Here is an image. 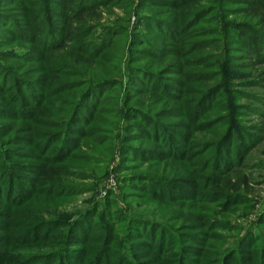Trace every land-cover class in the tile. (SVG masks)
Instances as JSON below:
<instances>
[{"label": "trees", "instance_id": "obj_1", "mask_svg": "<svg viewBox=\"0 0 264 264\" xmlns=\"http://www.w3.org/2000/svg\"><path fill=\"white\" fill-rule=\"evenodd\" d=\"M257 86L264 0H0V264H264V211L227 251L210 243L233 227L223 213L250 203L236 170L259 143L245 121L262 110L242 102L263 101ZM95 121L115 134L119 170L147 163L121 176L123 197L156 208L126 215L109 195L85 218L58 210ZM36 141L49 157L23 150ZM34 243L50 248L21 252Z\"/></svg>", "mask_w": 264, "mask_h": 264}, {"label": "rangeland", "instance_id": "obj_2", "mask_svg": "<svg viewBox=\"0 0 264 264\" xmlns=\"http://www.w3.org/2000/svg\"><path fill=\"white\" fill-rule=\"evenodd\" d=\"M114 10L122 15V12L119 8H114ZM19 50L23 49L19 48ZM31 67L32 65L30 66V68ZM29 71H31V69ZM69 72H71V70L68 71V73ZM79 75L80 73L77 71V73H72L68 76L72 80L75 78L76 80H83L81 81V83H84L85 78L87 77H84L85 74L80 75L81 77ZM81 83H77V85ZM249 91L257 93L263 100L262 102L256 100L252 101L249 99L242 100L243 103H248L251 106L260 107L262 110L260 114L258 112H252L246 117V119L248 120L245 121V124L248 126H254L253 129L259 135V143H257L253 147L252 151L246 157L244 167L236 170L238 173H241V175L246 174L247 176L249 182V191H247V197L250 200V203L249 205H246V203H240L239 205L231 206L228 211H225L223 213L225 219H227L233 227L231 230L224 228L217 229V234L213 235L210 243L217 245L222 244L221 247L224 251L232 248V246L236 244L235 241L239 237H241L248 228L253 227V230H258L257 220H259L260 215L264 211V87H252V89H250ZM61 96L62 98H66L64 95ZM64 106L70 107L71 104H69L68 101H65ZM221 114H223V111L216 110L209 115V119H213V123L216 124V122L220 121V119L218 118H220ZM213 130H219V126L216 127L214 125ZM87 131L89 132L84 133L80 138L82 144L80 147V151H78L80 155L75 157L76 159L72 158L68 161L70 164H72V173L68 172L62 177L61 185L59 187L60 190L63 189V194L60 196H53L54 199L60 201V203L58 204V210L65 213L64 215H67V217L71 218L72 220L75 219V217L85 218L86 213L92 212L94 209H98L102 206L107 209L109 195L116 197L118 201L117 207L119 208V210H122L124 213H126V215H132L137 212L147 213L149 212L147 209L156 208L154 204H141L139 203V200L137 201V199L132 198L130 195L128 199H125L121 190V185L123 183L121 176L143 171L142 168H145L147 164L145 161L142 163V161L145 159L139 156H136L137 158L130 157L132 158L130 159L131 163L127 162L126 168L121 171L118 169L121 155L118 150V142L116 138L113 158L111 157L112 137L115 134L108 129L100 128V124L97 121L93 122L90 129ZM88 134L91 135L85 137ZM93 134L95 142L93 141ZM214 135V131L213 133H211L210 131H203L201 133L197 132V136L200 139L209 142L213 139ZM133 142H135V144H140L143 147H146V144L142 142V139H137L135 137L133 138ZM40 145L41 142L36 141L33 147H27V145H25L26 147L23 150L27 151L28 148V151H30L31 154H33L36 158L42 157L46 159L47 157H49V154L44 156V154L46 153L41 151L42 148L40 147ZM137 153L139 152L137 151ZM50 190V188L43 189L41 197L38 198L41 201L47 200L46 196L50 192ZM50 199H52V197L48 198V200ZM128 204H130L131 206H129ZM209 205L214 208L221 207L214 202L209 203ZM108 211L111 214V216L109 217L112 221L114 212H112L113 210L109 209ZM112 222L115 227L111 229L114 232V228H117V221L114 220ZM260 228L262 231L259 233V235H262V237L264 238V226H260ZM116 232H118L119 237L125 238V235L123 234L125 232V228L123 231H119V228H117ZM25 248L26 247H20L21 252L24 253V251H26V253L28 252L29 254H33L38 252H45L49 250L50 246L48 243H34L33 245H30L29 250H26ZM142 264L151 263L142 261Z\"/></svg>", "mask_w": 264, "mask_h": 264}]
</instances>
